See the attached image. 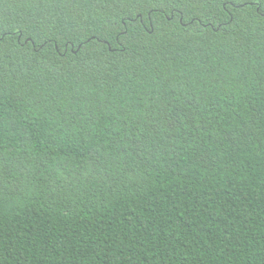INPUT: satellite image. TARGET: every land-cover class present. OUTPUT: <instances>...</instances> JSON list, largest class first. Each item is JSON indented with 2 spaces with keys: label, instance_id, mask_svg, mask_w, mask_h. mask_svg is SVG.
Here are the masks:
<instances>
[{
  "label": "trees",
  "instance_id": "16d2710c",
  "mask_svg": "<svg viewBox=\"0 0 264 264\" xmlns=\"http://www.w3.org/2000/svg\"><path fill=\"white\" fill-rule=\"evenodd\" d=\"M0 264H264V0H0Z\"/></svg>",
  "mask_w": 264,
  "mask_h": 264
}]
</instances>
